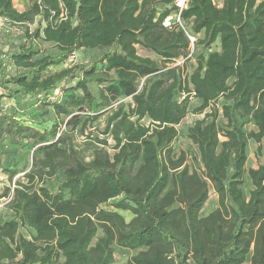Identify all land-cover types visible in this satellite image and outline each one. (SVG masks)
<instances>
[{"label":"trees","instance_id":"1","mask_svg":"<svg viewBox=\"0 0 264 264\" xmlns=\"http://www.w3.org/2000/svg\"><path fill=\"white\" fill-rule=\"evenodd\" d=\"M172 10L173 0H28L23 10L0 0L20 31L0 61V98L51 115L41 125L0 108V153L7 140L32 158L27 171L0 162L10 211L0 264H113L117 247L136 250L124 264H264V161L246 167L250 142L264 141V0H189L181 18L202 32L192 57L203 49L189 70V58L174 64L188 52L184 32L162 25ZM41 41L52 51L39 54ZM80 49L100 51L65 65ZM188 113L202 115L184 133L195 165L173 147ZM74 135L95 140L89 157ZM211 190L216 206L201 215Z\"/></svg>","mask_w":264,"mask_h":264},{"label":"rangeland","instance_id":"2","mask_svg":"<svg viewBox=\"0 0 264 264\" xmlns=\"http://www.w3.org/2000/svg\"><path fill=\"white\" fill-rule=\"evenodd\" d=\"M217 1V0H215ZM15 3V2H14ZM34 25H31L30 28H32ZM199 38L202 37V32L198 34ZM20 36V31L17 27H14L13 25H0V61H4V58L2 57V54L7 51V49H14L16 46V42L18 41V38ZM217 47V46H216ZM39 54H43L44 52L52 51V46L45 42H39ZM100 50L98 49H80L79 51L75 52L74 55H72L64 64H70L76 61H89L93 57L97 55V53ZM203 51L202 47L198 46V49L195 53V55L191 58H189L186 61L185 67L189 70L195 60V57L198 53ZM140 53H144L141 52ZM38 54V55H39ZM150 57H152V54H148ZM56 68L49 67L47 71L51 72L54 71ZM17 70L13 65H9L7 67L6 72L11 74L15 73ZM90 90L93 93H96L97 86L94 83L89 84ZM19 101V102H18ZM11 100L7 97L0 98V108H2L5 111L11 112L15 114L17 117H23L24 119H28L31 122L35 124H50L49 117L50 114H46L44 116H36L35 111L33 110V107L31 106V102L28 98H21L19 100ZM197 102L195 100H192V106L195 105ZM26 105V108L25 106ZM108 115V112H104L97 122L94 123V127L96 129L101 130L105 124L106 117ZM202 117V115L199 114H193L188 113L183 120L177 125L178 129V136L173 142V147L176 150V152L184 151L188 155L187 163L190 165H195V163L191 162L190 159V153H195V147L185 138L184 133L186 130V127L189 126L194 122L195 119H198ZM251 124H245L244 128L247 130L251 128ZM63 129V127L61 128ZM92 135H99V131L93 130ZM73 143L76 147L79 149H83V153L85 156L89 157L91 153V147H94L96 145L95 140L92 137L87 136H80V135H74L73 136ZM109 140V144H110ZM2 150L0 153V162L4 165H12L14 169L19 170H29L31 168V150L29 148L28 144H24L21 146H14L8 143L7 140L3 141L2 143ZM264 161V141L258 146L256 143L250 142L249 149H248V160L246 163V167L254 166L257 162H263ZM23 172L15 175L13 178L11 184H13L14 179H21L24 181V178L22 176ZM1 183H7L6 176L0 171V185ZM245 189L248 188V185L246 184L244 186ZM5 199L0 200V219L7 217L10 215V211L6 206L4 205ZM216 206V195L211 190L209 197L207 201L204 203L200 214L204 215L208 212H210L214 207ZM107 207V206H106ZM126 220H129L131 217V214L122 211L121 212ZM136 250H125L122 248L117 247L114 254V263L113 264H124L126 258L133 254ZM244 264H247L244 263Z\"/></svg>","mask_w":264,"mask_h":264},{"label":"built area","instance_id":"3","mask_svg":"<svg viewBox=\"0 0 264 264\" xmlns=\"http://www.w3.org/2000/svg\"><path fill=\"white\" fill-rule=\"evenodd\" d=\"M216 6H220L221 0H213ZM189 0H173V10L170 12L168 16L163 18L162 25L165 28H171L172 26H176L184 32L186 38L188 39V52L185 57H181L175 61L174 64L181 65L185 59L191 58L195 49V45L197 43L198 34H194L185 21L181 18V12L188 7ZM5 24V19L0 17V25ZM4 58V53L2 54Z\"/></svg>","mask_w":264,"mask_h":264},{"label":"crops","instance_id":"4","mask_svg":"<svg viewBox=\"0 0 264 264\" xmlns=\"http://www.w3.org/2000/svg\"><path fill=\"white\" fill-rule=\"evenodd\" d=\"M13 2H15L14 6L18 10L26 9L28 6V0H13ZM250 167H252V166H250Z\"/></svg>","mask_w":264,"mask_h":264}]
</instances>
